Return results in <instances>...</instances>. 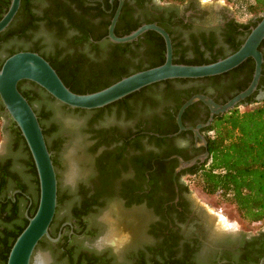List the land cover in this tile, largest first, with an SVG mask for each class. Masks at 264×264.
I'll use <instances>...</instances> for the list:
<instances>
[{"label":"flooded vegetation","instance_id":"obj_1","mask_svg":"<svg viewBox=\"0 0 264 264\" xmlns=\"http://www.w3.org/2000/svg\"><path fill=\"white\" fill-rule=\"evenodd\" d=\"M9 1L0 0V17ZM24 6L19 22L33 27L23 29L22 38L16 26L0 33V62L14 52L50 60L45 44L48 37H55L73 54L71 64L61 71L77 87H101L117 75L158 65L161 55L164 59L163 40L152 31L131 42H111L108 27L116 11L115 37L155 24L168 35L176 63L230 54L228 40H241L245 33L237 35L243 32L239 26L249 30L255 22V18L237 20L224 0L219 5L212 0H121L120 5L119 0H27ZM66 52L51 51L55 60L64 59ZM235 81L223 77L218 88H197L207 82L202 79L158 84L90 111L62 110L55 100L51 109L46 106L56 179L48 236L55 242L41 239L35 253L46 254L47 264H264V223L246 230L227 220L220 208L197 205L186 185L189 170L206 160V129L221 114L212 115L207 123L208 109L195 102L182 112L180 123L196 129V137L190 130L178 132L176 124L178 109L192 96L203 95L223 105L248 85H231ZM192 87L185 100L180 92ZM18 88L20 93L34 90L27 85ZM259 91L264 92V83L238 104L253 101ZM30 106L37 113L35 105ZM0 114L9 120L4 111ZM155 130L176 134L150 143L144 136L154 137L148 133ZM70 147L82 173L62 189V157ZM177 157L194 162L174 174ZM7 159L0 158V250L27 222L38 195V184L36 189L25 168L21 174ZM12 171L22 175L20 193L12 186Z\"/></svg>","mask_w":264,"mask_h":264},{"label":"water","instance_id":"obj_2","mask_svg":"<svg viewBox=\"0 0 264 264\" xmlns=\"http://www.w3.org/2000/svg\"><path fill=\"white\" fill-rule=\"evenodd\" d=\"M19 4L20 0L9 1L6 11L0 17V33L12 21ZM120 4L121 0H119ZM116 16L117 11L108 27L107 38L113 43H127L135 40L146 31L155 32L162 38L164 44V60L161 65L132 73L99 91L87 94H75L69 91L49 64L36 53L17 52L6 58L0 66V104L8 119L18 129L25 143L33 162L38 184L35 212L31 217H27L26 226L14 239L5 264H33L37 243L43 238L51 243L55 242L54 239L48 236V227L56 204L55 173L36 115L18 92V82L27 81L36 85L57 103L68 108L90 111L103 108L156 83L176 79L197 80L219 76L236 68L247 58H250L253 62V70L247 87L226 103L217 105L206 96L194 95L180 106L176 114L178 132L190 130L194 137L197 135L196 129H185L180 123L181 114L188 106L195 102L203 104L209 111L208 123L212 115L226 113L256 90L263 63L258 46L264 39V12L259 15V20L255 25L249 28L248 34L233 53L203 65L173 64L170 39L155 24H144L127 35L115 37L112 30ZM263 100L264 92L260 91L253 98L255 102ZM148 134L156 138H170L176 133L165 136ZM207 155V153L204 155V159L207 158ZM177 160L179 164L174 174L182 168L189 167L194 162V160L183 162L178 157Z\"/></svg>","mask_w":264,"mask_h":264},{"label":"trees","instance_id":"obj_3","mask_svg":"<svg viewBox=\"0 0 264 264\" xmlns=\"http://www.w3.org/2000/svg\"><path fill=\"white\" fill-rule=\"evenodd\" d=\"M27 0H20L19 8L16 15L13 17L9 26H16V32L18 37L22 38V30L27 28V26L33 27V24H28L24 27L22 21L19 19L22 17V12L26 7L24 6ZM165 2H176L182 3L185 0H162ZM227 4L236 7V13L234 15L237 20L248 21L251 18H255V22L252 27L259 20V15L264 12V0H224ZM13 22V24H12ZM24 27V28H23ZM243 32H238L237 35L244 34L243 38L239 41H235L234 38L228 40L229 47L231 48V53H233L238 46L241 44L245 36L248 34L247 25H240ZM69 44L68 42L66 43ZM45 46L50 50L47 54L50 60L43 59L49 64V66L54 70L62 84L72 93L75 94H87L99 91L112 83L118 81L119 79L126 77L130 74H123L119 77L117 75L114 80L108 81L105 85L101 87H77L70 83L61 69L71 64L73 54L66 52L65 48L59 46V41L55 37L47 39ZM164 47H162V54L164 52ZM52 53L55 51L57 54L64 53L67 56L61 60H55ZM258 51L262 54L263 63L261 65V72L259 78V84L264 83V39L258 46ZM14 53H10L7 57L2 59L0 66L3 61ZM229 55V54H228ZM227 56V55H225ZM225 56L213 55L210 58L195 57L193 61L186 63L185 61L179 60L178 63L172 61L173 64H183V65H203L221 59ZM161 65L163 63V55L160 57ZM68 63V64H67ZM156 65V66H158ZM152 66V67H156ZM149 67V68H152ZM147 68V69H149ZM146 70V69H143ZM253 70V62L250 58H247L236 68L221 74L219 76L203 78V81H207L204 84H197L205 88H218L220 87V82L223 77L236 78V81L231 83V85L246 86L250 81L251 74ZM142 71V70H139ZM138 72V71H136ZM135 73V72H133ZM200 80V79H197ZM195 80L186 79H176L168 80L160 83L150 85L148 87L158 85V84H169V83H186L193 82ZM24 85L32 87V91H25L20 93L19 86ZM145 87L140 91L148 88ZM243 87V88H244ZM195 88L183 89L180 93L184 99H188ZM17 90L21 96L26 100L29 106L35 105L36 107V118L37 122L41 128V133L45 141L46 149L49 154L54 150V146L50 141L52 127H47V121L49 119L50 111L45 112L46 106L50 109L55 106L54 100L48 96L43 90L38 88L36 85L27 82L20 81L17 84ZM135 92L133 94H136ZM130 94L126 97H129ZM198 104V103H196ZM31 107V106H30ZM60 108V107H59ZM66 106H62L60 109L64 110ZM33 110V109H32ZM3 108L0 104V113ZM1 116V114H0ZM183 116V115H182ZM7 117V116H6ZM8 118V117H7ZM10 121V120H9ZM11 134V149L13 151L21 150L24 152L23 158L21 160L22 168H25V174L27 178L34 181L35 187L37 189V178L33 162L29 155V152L25 146L23 139L21 138L18 129L10 121ZM207 137V158L203 164L200 166L189 170L187 176V187L192 185L196 187L202 194L207 196H216L220 201L231 206L232 209L237 213L239 220L244 224V226L254 230L264 223V100L260 102L248 101L246 105L238 104L231 110L224 114L216 116L213 118L210 126L206 129ZM154 134L165 136L170 134V131H152ZM138 135V134H137ZM139 138L141 136L138 135ZM148 142L150 143H160L165 141V138L159 139L155 137H148ZM168 156V154L163 157ZM51 160V157H50ZM7 162L12 166L13 161L11 158L7 159ZM52 162V160H51ZM55 165V161L52 162ZM52 165V166H53ZM22 174V171L20 172ZM20 173L12 171L10 173L12 186L18 189V193L22 192V182L20 181ZM38 192V189H37ZM38 195L36 196V201L33 205L30 217L34 214L37 206ZM20 227L15 236L12 238L11 242L4 246L0 250V264H5L8 251L18 234L26 226Z\"/></svg>","mask_w":264,"mask_h":264},{"label":"rangeland","instance_id":"obj_4","mask_svg":"<svg viewBox=\"0 0 264 264\" xmlns=\"http://www.w3.org/2000/svg\"><path fill=\"white\" fill-rule=\"evenodd\" d=\"M222 0H212V3L214 4H220ZM227 5V3L225 2ZM230 6L231 10L233 11V14L236 13V7H233L232 5L228 4ZM10 128V122L9 120H5L2 116H0V158L2 157H8L11 158L13 161V165L16 166V170L19 172L22 171V163L21 160L23 158V153L21 150L13 151L11 149V134L9 131ZM76 144V142H75ZM74 144V146H75ZM73 150L72 147L68 148L64 153L62 157L63 161V169L60 171V185L63 189L66 186H70L71 179L73 176H76L77 173H82V168L80 167V164L76 161V159L71 158L70 152ZM190 191V196L192 197L193 201L199 205L202 206L205 209L208 208H220L222 210V213L226 217L227 220H233L239 225H242L243 228L250 229L239 220L237 213L232 209L231 206L227 205L226 203H223L220 201L216 196H207L202 194L196 187L189 185L188 186ZM106 230L108 231L109 228L107 227ZM38 254H43L40 251H36L35 257H37ZM35 264V263H34Z\"/></svg>","mask_w":264,"mask_h":264},{"label":"bare ground","instance_id":"obj_5","mask_svg":"<svg viewBox=\"0 0 264 264\" xmlns=\"http://www.w3.org/2000/svg\"><path fill=\"white\" fill-rule=\"evenodd\" d=\"M44 254H38L37 257H34L33 264H47L48 258L47 256L45 257Z\"/></svg>","mask_w":264,"mask_h":264}]
</instances>
